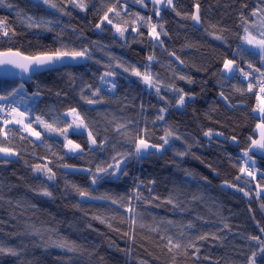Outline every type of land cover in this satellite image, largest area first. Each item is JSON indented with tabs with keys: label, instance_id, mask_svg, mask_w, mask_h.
Segmentation results:
<instances>
[{
	"label": "trees",
	"instance_id": "trees-1",
	"mask_svg": "<svg viewBox=\"0 0 264 264\" xmlns=\"http://www.w3.org/2000/svg\"><path fill=\"white\" fill-rule=\"evenodd\" d=\"M56 3L70 14L34 0H5L0 5V19L9 28L8 36L0 35V51L18 50L31 56L65 45L68 50L87 47L91 55L85 66L47 72L23 85L25 92L20 94L25 102L16 106L32 118L33 128L41 133L39 140L17 132V125L0 123L8 132L7 139L0 135V146L19 153L14 160L0 159V243L19 252L18 256L0 255V264H248L259 247L249 238L264 239L260 231L264 228V192L259 193L260 188L264 190V155H254L255 178L240 171L243 165L238 158L249 147V137L257 138L256 126L261 122L254 111L260 101L253 77L259 79V74L247 65L250 62L261 71L264 65L253 51L245 52L243 58L233 54L240 44L238 34L243 35L241 16L256 19L252 12L264 8V2L174 0L176 11L160 8L159 16V7L151 0H144L147 7L134 0L119 4L116 0H84L86 10L74 7L70 0ZM196 3L200 5L199 28L184 18L195 11ZM113 5L121 15L110 13L109 18L127 28L124 36L106 23L96 27ZM29 16L52 20L51 30L29 28ZM148 17L150 23L164 25L168 34L161 35L163 44L149 36ZM252 31L255 34L257 29ZM150 55L154 60L147 59ZM226 58L236 59L253 76L246 80L236 73L234 78H222ZM145 65H150L148 71L159 81V95L131 71L123 70L135 67L144 72ZM107 71L116 73L108 78L117 84L114 90L100 81ZM250 80L253 88L248 91ZM20 85L0 81V94ZM96 88L100 95L92 96ZM175 89L188 94L183 106L177 105L180 93ZM81 94L102 102L87 104ZM70 108L84 116L97 139V145H90L85 132L73 134L69 129V138L84 148L78 155L67 153L62 136L35 123L36 116L49 123L52 117L65 119L63 114ZM161 114L164 119H157ZM121 125L126 127L116 131ZM209 131L211 136L204 135ZM167 132L178 136V143L139 159L129 155L121 165L127 176L117 173L91 184L86 169L95 172L98 166L114 163L113 156L120 159L118 154L133 153L137 136L159 145ZM43 164L55 172L54 180L34 172L35 165ZM72 185L110 199L81 198ZM137 185L142 194L139 200L134 196ZM45 188L51 197L42 194ZM129 203L136 214L134 225L127 212ZM157 227L159 231L152 230ZM161 236H171L181 247L169 251ZM62 240L74 243L77 251L52 246ZM257 264H264V258L258 256Z\"/></svg>",
	"mask_w": 264,
	"mask_h": 264
},
{
	"label": "snow or ice",
	"instance_id": "snow-or-ice-1",
	"mask_svg": "<svg viewBox=\"0 0 264 264\" xmlns=\"http://www.w3.org/2000/svg\"><path fill=\"white\" fill-rule=\"evenodd\" d=\"M37 3L43 4L47 6L48 9L54 10L55 12L63 13L64 15H69L63 7H60L56 0H36ZM70 2L73 4L74 7L79 8L81 10H86L87 5L84 3V0H70ZM120 0H116V4H119ZM135 3H139L144 7H147L146 4H144V0H134ZM264 2V0H262ZM152 3L154 5H163L165 7L171 8L173 11H176L175 5L173 3V0H152ZM5 0H0V5H4ZM7 7H12L10 3L6 5ZM195 11L191 14L186 15L185 19L192 20L195 24L199 25L201 24V16H200V5L199 3H196L194 5ZM110 13H115L117 17L121 15L120 11L117 10L116 6L113 5L112 7H109L107 11L104 13L102 19L100 22L96 25V27L99 29L101 28V25L108 24L112 25L116 31L121 35L124 36V33L127 31V28L122 27L119 24H113V20L109 18ZM177 15H180L179 12L176 13ZM18 16H21L22 14L20 12L17 13ZM156 15H160V9L156 8ZM137 16L140 20H145L144 17L139 16L137 13ZM252 16L256 19L248 21L247 18L241 16L242 20V32L243 35L238 34V38L240 40V44L237 45V52L234 53V56H240L243 58V55L245 52L249 50V48L253 49L254 52L252 54H256L259 56L261 64L264 65V8L257 7L253 12ZM151 17L147 18V22L145 23L146 27H149V36L155 40L158 41L160 44H163V40L161 39V35H167L168 33L164 30V25L156 24V23H150ZM59 21H57L58 23ZM26 23L29 28H42L45 30H51L49 25L53 23L52 20L41 18L37 20L34 17H27ZM159 27V31L157 28ZM257 29L256 33L252 31V29ZM12 34L15 35V31L12 30ZM210 35H214L215 39L222 40L223 36L215 35L214 33H209ZM0 35L8 36L9 35V28L7 25V22L3 19H0ZM248 46V47H245ZM171 55L175 56V53H171ZM81 59H91V55L89 52V49L87 47L82 48L81 50H68L67 46L61 45V48L55 49L52 51H46L41 52L36 55L26 56L20 51H13L11 49L7 51H0V69L3 70V74L6 76H16L17 73L12 72L11 69H19L20 74L24 73H36L39 71H54L56 69V66L58 64L63 65L66 61H79ZM147 59L149 61L154 60L153 56H148ZM177 60H180V57H176ZM180 63L183 64L184 61L180 60ZM249 69H254L255 73L259 74V79H256L253 77L254 82L258 85H264V71H261V68H254L252 63H248ZM117 67H123V65H117ZM150 65H145L144 72H141L139 69L133 67L131 69L124 67L123 70L125 72L131 71L132 75H135L136 77L140 78L141 82L146 84L149 88H154L156 91V94H160V87H159V81L155 79L153 74L148 71V68ZM236 73L242 74L244 79H248L250 76H253V72L245 71L243 68H241L236 59H224L223 60V67L221 69V76L222 78H228L229 76H232L234 78ZM116 73L114 71H107L100 77V81L103 84H110L111 88L109 90H114L117 87V84L108 79L109 77H114ZM180 79H187L189 83H192L193 81L190 78H186L181 76ZM89 88H91V85H88ZM23 88V84L20 85L19 88H12L11 91H7L3 94H0V101H9L11 100L12 103L9 105L0 104V113L6 112L5 116H0V120L3 122V126L6 127L9 124L13 125H20L21 127L19 129H16L17 132H27L32 136H35L37 139L40 138L41 133L37 131L32 126V118L26 113L21 112L19 108L16 106L19 103H24V98L20 94L21 89ZM253 88V81L250 80L247 84V90L251 91ZM175 91L179 92V98L177 100L178 106H183L185 103V97L188 96L187 93L183 91V89H175ZM260 91L264 92V86L260 87ZM92 96H99L100 95V89L96 88L91 93ZM220 95L224 97V94L221 92ZM81 99L84 100L87 104H97L102 102L101 100L91 99L89 97H85L83 94H81ZM225 100H227V97H224ZM262 104H264V101H262ZM31 109L28 110L30 112ZM166 109H160L161 113H164ZM256 111V110H254ZM259 116L258 118L261 120V123L257 124V129H259V135L257 139H252L249 137V147L244 151V163L245 167H242L240 171L242 173L246 172L248 176H251L255 178V173L251 170L252 167L255 166V160L254 155L255 153H264V106L259 107L258 109ZM63 117L65 119H62L61 117H52V122L49 123L48 121L42 119L39 116L35 117V123L38 125H41L43 129L46 132L49 133H57L60 136L64 138L66 141L65 147L68 149L69 152L73 153H83L84 148L81 144L75 143L73 140L69 138V129L72 130L73 134H82L83 132L87 133V139L90 143V145H97V139L96 136L93 134L92 130L89 128L88 123L86 122L84 116L76 109V108H70L66 113L63 114ZM67 117H71V120H67ZM159 120L164 119V115L161 114L157 117ZM27 121V122H26ZM63 124V127H59L58 125ZM4 127H0V135H3L5 139L8 137V132L4 130ZM125 125L119 126L116 131H121L122 128H125ZM145 133L147 132V129L143 130ZM206 136H211L212 133L206 132L204 133ZM175 136L172 132H167L165 136H162L160 139L162 141L161 144H149L147 139L144 136H137L135 140V151L133 153L129 154H118L120 156V159H117L116 156L112 157V160L114 163L108 164L106 167H97L95 172L92 171V169H86V171L90 174L91 178V184L95 185L97 182L101 179H104L105 176L109 177H115L117 173L123 176H127V171L121 167V165L128 159L129 155L135 156L137 159L141 158L142 154L147 152L150 148L157 149L159 151L165 150V146L169 145V137ZM26 138V137H25ZM176 139H179V137H175ZM131 139V138H130ZM233 140L236 138L233 137ZM102 147V144L100 145ZM91 150V149H89ZM0 153H3L5 156H17L19 153L15 152L9 147L0 146ZM249 153H253V155H249ZM186 153H177V155H185ZM7 162V161H5ZM64 167H69L68 165H64ZM34 172L37 173H43L48 180H54L55 179V172H53L52 168L48 167L47 164L43 165H35L33 168ZM239 179V177H237ZM143 184V181L140 182ZM151 183H155V181H151ZM76 193L81 198H87L90 200H106L110 199L109 196L103 195V196H92L89 191H85L81 189L77 185L71 186ZM232 187H235V185H232ZM151 191V189H149ZM239 191H244V189H239ZM42 194L48 197L52 196V193L48 191L46 188L42 190ZM245 195H248L249 193L245 192ZM134 196L137 200L142 198V194L139 192V185H137ZM131 200V197L129 198V201ZM168 203H172V200L169 199L167 201ZM112 203H118L116 200H112ZM123 207V205H121ZM127 212L132 214L130 216L131 223L134 225L136 223V214H133V209L131 207V204L129 203V206L127 208ZM99 219V217H97ZM103 222V221H101ZM169 223H171L169 221ZM143 227V225H141ZM111 227V225H109ZM188 227H193V225L189 224ZM153 231H159V228H153ZM261 233H264V228L260 229ZM206 236H201L199 239H206ZM161 239L167 240V246L169 248V251L172 250V248L179 249L181 247L180 242L174 241L171 236L165 237L161 236ZM249 239L255 240L259 247L258 250L253 251L251 253V256L248 259V264H257V257L264 258V239H261L260 236H252ZM52 246L58 247L61 249H66L67 252H76L77 246H75L74 243H70L67 240L62 241H56L53 242ZM189 247H195V245H189ZM198 251V249H197ZM11 255V256H18L19 252L12 247H5L2 243H0V255Z\"/></svg>",
	"mask_w": 264,
	"mask_h": 264
},
{
	"label": "water",
	"instance_id": "water-1",
	"mask_svg": "<svg viewBox=\"0 0 264 264\" xmlns=\"http://www.w3.org/2000/svg\"><path fill=\"white\" fill-rule=\"evenodd\" d=\"M194 26L196 28H199V25L195 24L193 22ZM89 64V60L88 59H81L79 61H66L63 65H60L58 64L56 66V69L54 71H59V70H62L64 68H71V67H74V66H78V65H87ZM12 72H15L17 73L16 76H6L3 74V70L0 69V81L2 82H9V83H20V84H23V85H28L31 83V81L39 76V75H42V74H45L47 72H53V71H39V72H36L34 74L32 73H24V74H20V70L19 69H11Z\"/></svg>",
	"mask_w": 264,
	"mask_h": 264
},
{
	"label": "rangeland",
	"instance_id": "rangeland-1",
	"mask_svg": "<svg viewBox=\"0 0 264 264\" xmlns=\"http://www.w3.org/2000/svg\"><path fill=\"white\" fill-rule=\"evenodd\" d=\"M34 1H36V0H34ZM151 1H152V0H151ZM173 2H174V0H173ZM156 6L159 7V9L165 7V6H163V5H156ZM245 47H248V46H245ZM249 50L254 52V50L251 49V48H249ZM231 77H232V76H229V78H231ZM21 91L25 92L24 88H22ZM259 101H260V105H259V107L264 106V104H262V100L259 99ZM7 103H8V101H3V104H7ZM1 104H2V103H1ZM259 107H258L257 110L255 111V115H256L257 117L259 116V112H258ZM67 119H68V120H71V117H67ZM26 122H27V121H26ZM260 123H261V122H260ZM17 126L21 127L20 125H17ZM25 133H27V132H25ZM85 133H86V132H85ZM27 134H28L31 138L35 139V140H39V139H40V138L37 139L35 136H32V135H30L29 133H27ZM86 134H87V133H86ZM256 135H257V138H258V135H259V129H256ZM257 138H256V139H257ZM178 140H179V139H176L175 136H173V137H169V144H171V143H175V144H176V143H178ZM66 151H67V153H68L69 155H78V154H80V153L69 152L67 148H66ZM152 151L161 152V151H159V150H157V149L150 148L147 152H145V153L142 154L141 158H142V157H147L148 154H149L150 152H152ZM257 154H259V155H260V154H261V155H264V153H259V152H257ZM0 159L14 160V159H17V156H5L3 153H0ZM251 169L253 170V172L255 173V176H256V174H257V169H256V167L254 166V167H252ZM71 170H73V169H71ZM263 192H264V190H262V188H260V189H259V193L261 194V193H263Z\"/></svg>",
	"mask_w": 264,
	"mask_h": 264
},
{
	"label": "built area",
	"instance_id": "built-area-1",
	"mask_svg": "<svg viewBox=\"0 0 264 264\" xmlns=\"http://www.w3.org/2000/svg\"><path fill=\"white\" fill-rule=\"evenodd\" d=\"M261 86H264V85H258V88H257V97H258L260 100L264 101V92H261V91H260V87H261ZM0 116H5V117H6V112H5V113H0ZM0 123H3L2 120H0ZM244 160H245V158H243V157H239V158H238V162H239L240 164H242L243 167H245ZM251 170H252V169H251Z\"/></svg>",
	"mask_w": 264,
	"mask_h": 264
},
{
	"label": "crops",
	"instance_id": "crops-1",
	"mask_svg": "<svg viewBox=\"0 0 264 264\" xmlns=\"http://www.w3.org/2000/svg\"><path fill=\"white\" fill-rule=\"evenodd\" d=\"M1 103L3 104V101H0V104H1Z\"/></svg>",
	"mask_w": 264,
	"mask_h": 264
}]
</instances>
